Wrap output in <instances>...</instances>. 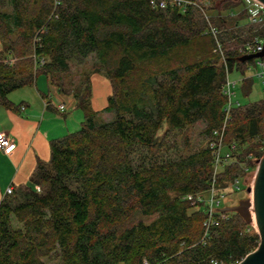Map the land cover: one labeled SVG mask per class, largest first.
Here are the masks:
<instances>
[{"label": "trees", "instance_id": "trees-1", "mask_svg": "<svg viewBox=\"0 0 264 264\" xmlns=\"http://www.w3.org/2000/svg\"><path fill=\"white\" fill-rule=\"evenodd\" d=\"M240 2L212 0L209 9L224 63L193 8L0 0V106L19 110L9 95L43 75L84 113L77 131L50 142L49 161L38 160L29 182L1 201L0 264H237L258 248V230L237 213L220 210L226 218L204 237L205 207L183 199L210 187L227 75L242 74L247 97V71L259 70L257 59L241 61L259 33L234 11ZM75 67L83 69L78 84ZM94 74L112 88L102 112L92 108ZM198 125L206 146L193 140ZM224 142L238 145L218 176L230 195L264 155V98L232 110Z\"/></svg>", "mask_w": 264, "mask_h": 264}, {"label": "crops", "instance_id": "crops-1", "mask_svg": "<svg viewBox=\"0 0 264 264\" xmlns=\"http://www.w3.org/2000/svg\"><path fill=\"white\" fill-rule=\"evenodd\" d=\"M40 76L36 85L18 89L9 95L13 104H22L19 110L0 106V133H6L16 144L9 155L0 151V203L9 187L29 182L38 160L49 161L52 140L77 131L84 121V113L77 106L75 96L59 91L49 78ZM45 79L48 86L44 84ZM42 81L44 83L41 84ZM111 94L109 81L100 74L94 75L93 110L104 111ZM60 105H65V110L60 111Z\"/></svg>", "mask_w": 264, "mask_h": 264}, {"label": "built area", "instance_id": "built-area-1", "mask_svg": "<svg viewBox=\"0 0 264 264\" xmlns=\"http://www.w3.org/2000/svg\"><path fill=\"white\" fill-rule=\"evenodd\" d=\"M153 8L167 9L171 7H179L186 11L189 8L198 10L207 23V33H211L216 39L215 52L221 57V61L225 63L226 54L223 49L222 43L219 40L220 30L214 26L212 22V16L210 14V7L212 0H150ZM243 3V12L246 15L243 24H250L257 26L258 35L254 38L253 41L248 43L244 49H241L243 55H250L255 53H260L264 50V4L259 0H239ZM238 13L232 12V16H236ZM257 65L259 69L256 73L257 77L263 80L264 85V59H257ZM44 63V61H42ZM230 74L227 75V82L224 88V94L227 97V105L225 107L226 121L223 129L220 133L215 132V138L210 142V147L213 149L215 154L214 162V172L211 180L210 187L206 192H200L196 194H189L183 197L185 201H188L192 206L197 207L203 205L207 214L205 220V235L207 237L210 231V228L215 225L218 219H225L226 216H220V210L222 209L225 198L228 194V191L221 190L218 187V176L221 171L224 169L225 165L230 164L233 161V154L238 150V145L232 143L226 145L224 142L225 131L227 123L230 119L231 112L235 107L240 106V102L235 100L236 93L234 88L236 82H232L229 78ZM244 79V78H243ZM242 79V80H243ZM23 108V107H22ZM65 105H60L59 110H65ZM16 148V144L13 140L6 134L0 133V151L9 155ZM252 159V157H251ZM256 176V173H255ZM14 188L9 187L6 191V195L13 193ZM231 191L240 190V179H236L233 183L230 184ZM147 264V263H146ZM214 264H219L215 262ZM238 264V263H237Z\"/></svg>", "mask_w": 264, "mask_h": 264}, {"label": "rangeland", "instance_id": "rangeland-1", "mask_svg": "<svg viewBox=\"0 0 264 264\" xmlns=\"http://www.w3.org/2000/svg\"><path fill=\"white\" fill-rule=\"evenodd\" d=\"M242 6H243V3H241V2L238 3L237 7H233L234 11L239 12V11L243 10ZM44 62H46V61H44ZM88 64L89 65L85 68V71L86 70L90 71V69L92 67V61L90 60L88 62ZM37 65H38V63H37ZM72 71H73V73L71 75V79L75 84H78L81 80V75H82L83 69L80 67H75V68H73ZM256 73H257V70L254 67H251L247 71V75L254 77V86H253L252 93L250 96H247V97L243 96V94L241 93V89H240L242 81L244 80L243 79L244 77L242 76V74L237 72V71H234L229 76V78L232 82H236V86L234 88V92L236 93L235 100L239 101L241 105H247V104L259 101V100L264 98L263 80L261 78L257 77ZM94 75H98V74H94ZM93 76H91V80H92ZM100 76H103V75L100 74ZM40 83L42 84L44 82L42 81ZM44 84L46 86H48V82L46 81V79H45ZM19 95L20 94L15 96L16 99L18 98ZM21 109H22V107H21ZM102 118L105 121H109L110 119L113 118V114L112 113L111 114L104 113V114H102ZM201 128H202L201 125H198L195 127L194 132H193V135H194L193 140L195 143L200 142L201 146H206L207 141H205L203 139V137H201V135H200ZM253 171L254 172L252 174H250L248 178H246V181L244 179H240V190H238L236 192L230 190V192H232V193L230 195H228L229 193L227 194L222 208L232 207V206L238 205L240 201H242L244 199H248L251 197V194L248 192V189L253 187V185H254V181H255V177H256L255 176L256 170L254 169ZM256 229H257V227H256ZM45 261H46V264H58V262L52 261V260H46L45 259Z\"/></svg>", "mask_w": 264, "mask_h": 264}, {"label": "water", "instance_id": "water-1", "mask_svg": "<svg viewBox=\"0 0 264 264\" xmlns=\"http://www.w3.org/2000/svg\"><path fill=\"white\" fill-rule=\"evenodd\" d=\"M231 1L238 2L239 0ZM259 1L264 4V0ZM254 59H264V50L260 53L245 55L241 61ZM257 164L254 185L248 189L251 197L240 201L238 205L221 209L223 212L239 214L247 223L254 224L260 234L261 240L258 248L238 264H264V155Z\"/></svg>", "mask_w": 264, "mask_h": 264}]
</instances>
